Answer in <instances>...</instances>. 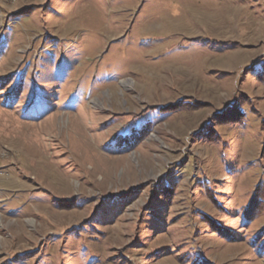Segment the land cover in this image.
<instances>
[{
  "label": "rangeland",
  "instance_id": "rangeland-1",
  "mask_svg": "<svg viewBox=\"0 0 264 264\" xmlns=\"http://www.w3.org/2000/svg\"><path fill=\"white\" fill-rule=\"evenodd\" d=\"M0 264H264V0H0Z\"/></svg>",
  "mask_w": 264,
  "mask_h": 264
}]
</instances>
